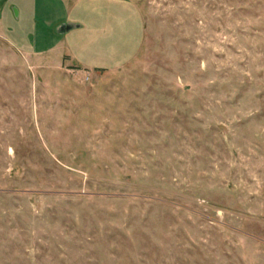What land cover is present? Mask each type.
<instances>
[{
    "label": "rangeland",
    "instance_id": "rangeland-1",
    "mask_svg": "<svg viewBox=\"0 0 264 264\" xmlns=\"http://www.w3.org/2000/svg\"><path fill=\"white\" fill-rule=\"evenodd\" d=\"M0 264H264V0H0Z\"/></svg>",
    "mask_w": 264,
    "mask_h": 264
},
{
    "label": "crops",
    "instance_id": "crops-1",
    "mask_svg": "<svg viewBox=\"0 0 264 264\" xmlns=\"http://www.w3.org/2000/svg\"><path fill=\"white\" fill-rule=\"evenodd\" d=\"M95 5L96 4L93 3L90 8L89 14H92L91 17H86L88 23L82 20V18L74 19L61 14V16L53 22L49 30L40 31L39 34L40 36L43 34V36L47 35L51 37V41L55 43L60 41L58 45L63 44L65 40H71L74 36L79 35L82 43L90 41V47L88 46L86 53L84 50L82 53L81 50H79L78 54L63 53L62 55L69 57L73 63L76 59L79 61L77 63L78 66L87 71L112 70L121 66L122 50L123 46H125V44H123L124 36L120 33L121 30L117 22L118 20L114 19L112 15L110 18L103 16ZM83 7L84 6L80 4L78 9L82 11L81 14H86L89 8H87L88 10H84ZM65 26H72L74 30L63 34L62 30ZM130 45L134 50L138 49L139 40H135Z\"/></svg>",
    "mask_w": 264,
    "mask_h": 264
},
{
    "label": "water",
    "instance_id": "water-1",
    "mask_svg": "<svg viewBox=\"0 0 264 264\" xmlns=\"http://www.w3.org/2000/svg\"><path fill=\"white\" fill-rule=\"evenodd\" d=\"M72 30H74V28L72 26H68V27L65 26V27H63L62 32H63V34H65V33H68Z\"/></svg>",
    "mask_w": 264,
    "mask_h": 264
}]
</instances>
